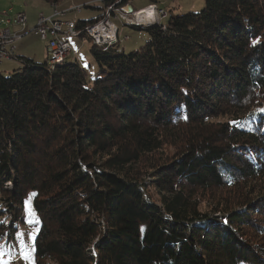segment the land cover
Here are the masks:
<instances>
[{
	"label": "trees",
	"instance_id": "trees-1",
	"mask_svg": "<svg viewBox=\"0 0 264 264\" xmlns=\"http://www.w3.org/2000/svg\"><path fill=\"white\" fill-rule=\"evenodd\" d=\"M102 12L74 25L91 85L76 61L0 73L8 228L31 192L35 264H264V0L128 24L129 54L85 35Z\"/></svg>",
	"mask_w": 264,
	"mask_h": 264
},
{
	"label": "rangeland",
	"instance_id": "rangeland-1",
	"mask_svg": "<svg viewBox=\"0 0 264 264\" xmlns=\"http://www.w3.org/2000/svg\"><path fill=\"white\" fill-rule=\"evenodd\" d=\"M133 1L138 2L148 0ZM204 4L205 0H156L157 7L156 9H153L156 13V16H154L158 20L159 15H157V12L159 9H161L160 17L162 24H166L171 17L180 16L188 12L197 13L201 11L204 7ZM43 5L44 3H42L41 0H0V19L7 17L13 18L19 13H24L28 19V25H26L24 28L21 26L9 27L12 33L22 36L19 40L14 42L15 56L17 58L32 60L37 64H44L46 62L49 41H42L35 32H31L33 28L31 26L32 23L30 24L29 22L33 17L34 10L41 8ZM100 6L101 4L97 3L94 6H90L91 8H82L80 12H70L69 14L73 13L75 15L74 19H72V23L76 17L78 21H87L91 18H97L102 11L99 12L95 8H99ZM108 6L109 5L105 6L104 10H106ZM126 6L127 5L123 6L119 10L115 9L114 16L117 18H114V16L111 15L109 20L112 21L119 31V37L117 39L119 42V49L124 48L123 53L129 54L132 51H138L141 47H143L149 37L144 29L129 27L128 24L130 23H127L123 18L118 17L120 15H127ZM151 12L153 13V11ZM135 13L136 12H133L132 15H127V17L134 19L133 16H135ZM163 13L165 14V18L162 17ZM124 35L127 36V39H124ZM68 41L71 45V53L68 57L64 58L62 62L66 61L71 63L76 61L85 71L87 86H89L91 85V82L98 76L97 65L89 53L90 44L86 40L82 41L79 38H68ZM21 67L22 65L18 59L3 62L0 65V73L4 76H7L15 69H19ZM32 196L33 194L30 192L24 198L21 219L19 222H17V224H13L12 228H8L10 224V217L0 214V225L5 226V229L0 237V253H3V255H0V264H29V261L25 260L21 255L22 251L30 252L32 262L35 264L31 243L32 237L37 232L38 223L32 210Z\"/></svg>",
	"mask_w": 264,
	"mask_h": 264
},
{
	"label": "built area",
	"instance_id": "built-area-1",
	"mask_svg": "<svg viewBox=\"0 0 264 264\" xmlns=\"http://www.w3.org/2000/svg\"><path fill=\"white\" fill-rule=\"evenodd\" d=\"M102 1V0H101ZM122 0H117L115 3L110 4L106 10H104L103 17L98 23L85 27L84 33L90 39L91 43L97 46H112L118 41V29L109 20L110 16L115 14V9H121L118 7ZM82 6H76L72 8V11L80 12ZM123 10V9H122ZM160 11L159 15L160 20ZM126 14L125 12H123ZM59 15L54 12L53 16H38L35 27L31 32H35L42 41H52L53 49L49 55L47 64H51L53 60L68 57L70 53V43L67 38H77L79 32L74 29L69 22H63L56 20L55 17ZM115 18V16H114ZM27 18L24 13L16 14L13 18H1L0 19V65L3 62L12 61L18 59L15 54L14 42L20 39V35L12 33L9 29L10 26L26 27Z\"/></svg>",
	"mask_w": 264,
	"mask_h": 264
},
{
	"label": "crops",
	"instance_id": "crops-1",
	"mask_svg": "<svg viewBox=\"0 0 264 264\" xmlns=\"http://www.w3.org/2000/svg\"><path fill=\"white\" fill-rule=\"evenodd\" d=\"M102 1L101 0H58L54 4H44L41 8L34 10L33 17H32V19H31V21L29 23L30 24L32 23L31 26H32V28H34L35 25H36L38 16L40 14H42L43 16L48 17V16H53L54 12H57L59 15H57L55 17L56 20H60V21H63V22H69L72 26H74L75 23L78 21V19L76 17L74 22L72 23V19H74L75 15L73 13H71V14H69V13L73 12L72 11L73 7L82 6L83 8H85V7L91 8L90 6H94L97 3H100L101 4L100 7H102L103 6V2ZM129 4L132 6L133 9H138V8H141V7L145 6V4H147V3H146V1H138V2L131 1V2H129ZM151 7L153 9H156V7L154 5H151L150 8ZM159 10H161V9H159ZM155 14L156 13L153 10V13L150 16H144L143 19L146 18V19H144L145 21L148 20V19H152V20H154V24H162L161 17H160L161 21L159 19L157 20V18L155 17L156 16ZM164 18H165V15H164ZM92 19H95V18H91L89 20H92ZM131 24L132 25L134 24V25H139V26H145V27L150 26L149 24H145V23H143L141 25L140 24H135V23H131ZM154 24H152V25H154ZM27 25H28V19H27ZM117 36L119 37V31L117 33ZM76 39H78V38H76ZM124 39H127L126 35H124ZM82 41H84V40H82ZM122 51H124V48H122Z\"/></svg>",
	"mask_w": 264,
	"mask_h": 264
},
{
	"label": "bare ground",
	"instance_id": "bare-ground-1",
	"mask_svg": "<svg viewBox=\"0 0 264 264\" xmlns=\"http://www.w3.org/2000/svg\"><path fill=\"white\" fill-rule=\"evenodd\" d=\"M105 9V8H104ZM119 10V9H118ZM151 11H153V8H145L144 10H141V11H138V12H136L135 13V16H133L134 17V19H130V18H128L127 17V15L126 16H122V15H120V16H118L119 18H123L124 19V21L125 22H127V23H135V24H143V23H145V24H149V25H152V24H154V20H152V19H148V20H144V19H146V18H144L143 19V17L144 16H150L151 14H152V12ZM119 13V12H118ZM161 13V12H160ZM132 15V14H131ZM164 15L165 14H162V17H164ZM116 17V16H115ZM117 18V17H116ZM150 18V17H149ZM60 21V20H59ZM75 28V27H74ZM22 37V36H21ZM78 38V37H77ZM68 39V38H67ZM71 39V38H70ZM74 39V38H73ZM52 49H53V42L52 41H49V43H48V52H47V55H48V57H49V55L51 54V52H52ZM70 53H71V47H70ZM70 53L68 54V56L70 55ZM64 58H66V57H64ZM64 58H60V59H57V60H53L52 61V63L51 64H49V66H54V65H56V64H58V63H60L61 61H63V59Z\"/></svg>",
	"mask_w": 264,
	"mask_h": 264
},
{
	"label": "snow or ice",
	"instance_id": "snow-or-ice-1",
	"mask_svg": "<svg viewBox=\"0 0 264 264\" xmlns=\"http://www.w3.org/2000/svg\"><path fill=\"white\" fill-rule=\"evenodd\" d=\"M256 42L257 41H254L253 43L255 44ZM32 239H34V236L32 237ZM0 255H3V253H0ZM21 255L23 256V258L25 260H28L29 261V264H33L32 257H31V253L30 252H28V251H22Z\"/></svg>",
	"mask_w": 264,
	"mask_h": 264
},
{
	"label": "water",
	"instance_id": "water-1",
	"mask_svg": "<svg viewBox=\"0 0 264 264\" xmlns=\"http://www.w3.org/2000/svg\"><path fill=\"white\" fill-rule=\"evenodd\" d=\"M126 13L127 15H131L133 13V8L130 5L126 6Z\"/></svg>",
	"mask_w": 264,
	"mask_h": 264
}]
</instances>
